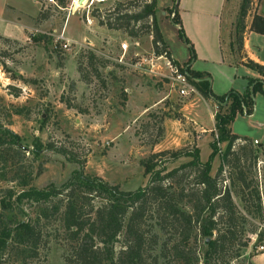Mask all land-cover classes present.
Masks as SVG:
<instances>
[{"label":"rangeland","instance_id":"374dc122","mask_svg":"<svg viewBox=\"0 0 264 264\" xmlns=\"http://www.w3.org/2000/svg\"><path fill=\"white\" fill-rule=\"evenodd\" d=\"M9 1L22 8L20 20L24 24L16 37L6 39L0 34V124L16 132L19 139L15 149L2 154L5 161L0 162V195L5 187L15 190L21 187L10 177L20 172L31 174L23 187L58 184L72 170L80 168L116 183L121 189H134L146 183L148 172L144 171L142 160L153 152H157L153 157L157 162L154 169L162 166L167 170L187 161L191 157L181 152L194 146L201 161L208 157V142L216 131L201 130L189 111L202 95L176 94L170 84L165 56L153 53L151 35L143 28L132 37L121 28L99 23L98 20H105L106 9L116 0H86L75 9L72 0H58L56 5L46 0ZM172 3L173 0H155L154 16L173 55L182 63L189 52L167 14ZM240 3L241 0H225L223 7L222 42L229 61L239 60L243 54L242 40L251 29L253 14L264 16V0H250L242 18ZM139 24L141 21L136 23ZM60 36L69 40L67 48L61 45ZM123 41L129 44L125 51L119 49ZM88 51L95 57L89 59ZM258 51L264 57V47ZM237 80L241 82L242 78ZM261 92L254 91L250 114L242 108L229 123L231 132L248 136L251 141H236L220 171L217 168L225 141L218 142L219 150L213 155L209 169L222 187L230 188L232 200L244 216L239 221L245 227L243 236L249 240L232 264H264ZM215 105L214 112L219 108ZM225 106L223 103L220 110ZM253 137L260 141L254 142ZM35 138L43 143L62 144L67 152L43 147L33 155L30 149ZM171 150L178 154L170 155ZM239 172L244 178L242 183L236 178ZM180 182L184 186L191 184L188 169ZM239 190L245 201L236 193ZM184 207L189 209V203H184ZM37 212L38 205L27 201L22 203V211L11 209L9 218L34 219ZM38 223L43 243L38 256L28 264H62L68 242L59 221L52 216H39ZM158 264L162 262L159 260Z\"/></svg>","mask_w":264,"mask_h":264},{"label":"trees","instance_id":"16d2710c","mask_svg":"<svg viewBox=\"0 0 264 264\" xmlns=\"http://www.w3.org/2000/svg\"><path fill=\"white\" fill-rule=\"evenodd\" d=\"M176 1L167 8V14L177 24L178 34L188 47V58L182 64L196 78L192 82L198 92L210 97L219 107L213 114L216 133L208 142V157L201 161L194 146L181 152L190 159L165 170L162 166L153 168L157 163L153 158L157 152H153L142 160L144 171L148 172L146 183L134 189H121L116 183L111 184L80 168L72 170L60 183L42 187H23L31 177L30 172L10 176L21 187L18 190L5 187L0 195V264L8 261L28 264L38 256L43 243L39 216H52L59 221L68 242L62 264H158L159 260L162 264H232V259L241 254V248L249 240L243 236L245 227L239 221L244 216L236 208L230 188L222 187L209 169L213 155L219 150L218 142L225 141L217 168L220 171L236 141H251L248 136L231 132L229 123L242 108L246 114L251 112L254 91L264 92V80L247 76L242 92L229 88L222 94L213 93L208 78L189 67L193 48L183 35ZM249 1L241 0V18ZM154 5L155 0H116L106 9L105 20L98 21L110 28H121L132 37L143 28L151 35L153 52L169 56L155 20ZM138 21L141 24L136 25ZM250 28L264 34V16L254 13ZM88 57H95L94 53L88 51ZM243 63L264 74V64L250 58ZM223 103L225 109L220 110ZM18 139L16 132L0 124L1 163L5 161L4 151L15 149ZM43 147L67 152L62 144L43 143L38 138L32 141L30 151L36 155ZM187 169L191 184L184 186L180 180ZM236 178L239 183L244 181L240 172ZM236 193L241 200H246L242 190ZM254 193L258 199L257 191ZM27 201L38 205L34 219L30 216L9 218L11 209L22 211V203ZM184 203H189V209Z\"/></svg>","mask_w":264,"mask_h":264},{"label":"crops","instance_id":"0c3cea01","mask_svg":"<svg viewBox=\"0 0 264 264\" xmlns=\"http://www.w3.org/2000/svg\"><path fill=\"white\" fill-rule=\"evenodd\" d=\"M20 1L22 2L23 0ZM224 4L225 0L176 1V11L183 35L193 48L194 55L189 63V67L202 72V75L208 78L209 88L215 94H222L229 88L242 92L247 84V76H256L264 80V74L258 73L243 63L244 58H250L264 64V57L258 54V52L260 53L258 50L264 47V34L249 29L247 34L243 36V54L240 59L236 61H229L227 59L222 42ZM21 10L22 8H19L17 4L10 3L9 0H0V22L2 26L0 34L4 35L3 37L8 38L11 35L13 37L20 35L24 24L20 20ZM172 24L177 26V24ZM161 37L168 54H172L169 56L177 60L170 46L166 43L165 36L163 38L161 34ZM239 77L242 78L241 82L237 80ZM259 95H262L260 97L264 98L263 91ZM200 99L196 106L190 107L191 118L194 119L193 122H197L196 124L201 130H211L214 123L215 102L210 97L202 96ZM253 138L259 140L257 137Z\"/></svg>","mask_w":264,"mask_h":264},{"label":"built area","instance_id":"2783aa9c","mask_svg":"<svg viewBox=\"0 0 264 264\" xmlns=\"http://www.w3.org/2000/svg\"><path fill=\"white\" fill-rule=\"evenodd\" d=\"M49 3H53L56 5L55 0H46ZM90 2L96 1L101 2L104 0H87ZM73 3V0H72ZM172 14V13H171ZM61 37V45L65 48L69 46V40L63 36ZM133 43H137V41L133 40ZM128 43L126 41L120 42L119 49L125 51L128 47ZM154 53V52H153ZM165 64L167 67L168 77L171 80V86L175 90L176 94L184 97H188L191 94H198V90L193 84L192 80L196 78L193 77L190 72L185 68V65L182 63L173 62L171 57L165 55ZM249 114V113H248ZM254 142H257L255 138H253Z\"/></svg>","mask_w":264,"mask_h":264},{"label":"bare ground","instance_id":"6f19581e","mask_svg":"<svg viewBox=\"0 0 264 264\" xmlns=\"http://www.w3.org/2000/svg\"><path fill=\"white\" fill-rule=\"evenodd\" d=\"M86 0H73V4H74V7L73 9H75V6H80L81 4H83Z\"/></svg>","mask_w":264,"mask_h":264}]
</instances>
